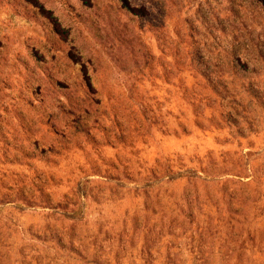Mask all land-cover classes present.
I'll list each match as a JSON object with an SVG mask.
<instances>
[{
  "label": "rangeland",
  "instance_id": "1",
  "mask_svg": "<svg viewBox=\"0 0 264 264\" xmlns=\"http://www.w3.org/2000/svg\"><path fill=\"white\" fill-rule=\"evenodd\" d=\"M0 264H264V0H0Z\"/></svg>",
  "mask_w": 264,
  "mask_h": 264
}]
</instances>
